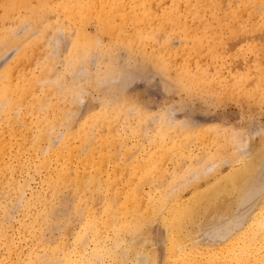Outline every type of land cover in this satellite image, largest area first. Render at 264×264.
I'll list each match as a JSON object with an SVG mask.
<instances>
[{
  "label": "rangeland",
  "instance_id": "1",
  "mask_svg": "<svg viewBox=\"0 0 264 264\" xmlns=\"http://www.w3.org/2000/svg\"><path fill=\"white\" fill-rule=\"evenodd\" d=\"M26 1L33 8L40 2ZM50 1L53 9L34 24L29 10L11 7L17 0H0V264H54L56 261L59 264L64 253L74 255L75 239L86 233L90 215L98 217H94L97 222L89 228L85 255L93 253L97 245L111 246L116 238L121 241L118 251L124 250L132 235L120 227H126L125 217H117L115 226L104 227L101 223L106 218L103 212L107 201L115 197L114 202L119 204L129 189L138 187L139 203L147 205L160 191L168 190L171 183L177 184L182 178L190 177L196 168L200 169L194 163L203 154L214 156L219 163L209 171L201 168L198 179L191 178L188 184L185 181L177 185L179 191L176 190L181 192L175 194L180 198L179 204H190L196 188L203 190L231 168H241L253 160H259L260 175L248 184L252 183L250 187L264 185V0H138L134 11L137 17L142 16L141 20L124 18L120 12L111 15L112 24L122 33L115 30L112 34L106 32L105 36L95 19L86 22L83 27L88 35L96 40L102 38H98L100 43L95 40L98 44L95 42L93 46L84 45L85 50H80L84 57L81 54L72 66L66 63V58L75 25L82 22L67 21L55 11L59 0ZM126 7L127 11L131 8L129 4ZM136 32L139 34L135 35ZM11 39L23 41L22 52L13 43L7 44ZM47 75L51 80L57 77L58 81L54 83ZM60 88L67 93L60 94ZM25 89H30V93ZM20 92L29 96L22 98ZM37 95H42L46 103L41 101V104V98L33 102ZM12 97L19 98L16 102L20 107L16 108ZM43 102L45 106L54 105H49V109L41 107L46 111H37L40 107L35 109L36 106L44 105ZM103 112L107 118H94ZM61 116L63 124L57 123ZM161 120L166 121V132L174 141L187 135L189 157L182 152L172 153L163 161L162 177L149 174L146 179L151 182L145 183L137 168L148 170L144 169L148 154L157 158L158 149L152 141L159 140L156 128ZM82 128L89 137L81 141L79 130ZM48 133L52 134L48 136ZM41 135L49 140L44 141L42 137L43 142L40 141ZM237 139L243 144L238 146ZM57 153H61L62 159ZM60 171L70 176L63 177V181ZM75 172L81 176L96 174L98 183L103 184L98 189L90 185L78 192L77 182L72 180ZM176 174L182 178L174 181ZM250 187L243 185L241 189L227 190L221 198L211 199L212 206L217 204L224 214L228 204L237 202L240 194L248 192ZM152 195L156 196L150 199ZM86 202L90 205L82 210V218L77 206L84 207ZM199 204L207 205L205 199H200ZM165 209L148 220L147 224L153 222L152 227L150 224L145 227L151 231L149 238L155 241L153 247L160 255L158 264H171L170 260L166 263L164 224L167 219L162 216L167 212ZM202 210L196 221L201 220ZM134 216H129V220ZM188 223L187 219L182 222L185 234L192 228ZM98 229L101 234L95 232ZM107 258L103 257L101 263L107 264Z\"/></svg>",
  "mask_w": 264,
  "mask_h": 264
},
{
  "label": "bare ground",
  "instance_id": "2",
  "mask_svg": "<svg viewBox=\"0 0 264 264\" xmlns=\"http://www.w3.org/2000/svg\"><path fill=\"white\" fill-rule=\"evenodd\" d=\"M26 3H27L26 0H17L16 3H14L12 6L11 5L10 6L13 7V8L24 7L27 10H29V13L32 14V18L31 19H32L34 24H38L39 21L42 18L45 17V14L48 12V10L50 11V9H53V6L51 5V1L50 0H40V2L38 4V7L40 9H37L38 7L37 8H33L34 6L30 7ZM137 3H138V0H136V1H134V0H59L57 5H56V10L55 11L61 13L63 15V17L67 21L72 22L73 24L77 23V22H75L76 20H80L82 22L81 25H75L74 34H73L74 38H73V40L71 42V49H70V52H69V54H68V56L66 58V63H68L69 66L75 65V63L78 62L81 54L83 53V52L81 53L80 50L82 48H84V45L88 44L90 46H93V43H95L98 40V38H99L98 37L97 40H96V38L94 36H90V33L88 35V33L86 32L85 28L83 27V25H85L86 22H88L89 20L91 21V19H95L96 22L98 23V28L101 31H104V35L105 36H106V32L107 33L109 32L111 34L114 33L115 30L117 32H120L119 31L120 28L117 27V26L115 27L112 24V22H111V20H113V19H111L112 13L120 12V13H122V17H124V18L128 17V18H131L133 20H141L142 16L137 17L135 15V11H134V8L137 5ZM127 4H129L131 6L129 11H127V7H126ZM4 9H6V8H4ZM146 9L147 8H145V11H146ZM8 13H10V12H8ZM143 13H144V11H143ZM28 16H29V14H28ZM50 18H51V16H50ZM126 20H128V19H126ZM64 25H66V24H64ZM120 26H121V24H120ZM122 26H123V24H122ZM36 29H38V28H36ZM120 33H122V32H120ZM133 33H134V31H133ZM27 34H29V33H27ZM101 34H103V33H101ZM138 34H139L138 32L135 33V35H138ZM91 35H93V34H91ZM113 35H115V34H113ZM132 36H133L132 38H134V34ZM9 38L10 37H8V39ZM101 38L102 37H100L99 39H101ZM105 38H107V37H105ZM123 38H124V36H123ZM194 39H195V37L192 38V40H194ZM101 41H103V39ZM141 41H142V39H141ZM97 42L100 43V40H98ZM11 43L16 45L17 46L16 48L17 49L19 48V50L22 52L23 49H22L21 45H22L23 41L14 40V39L12 40L11 39L7 44L9 45ZM140 43H142V42H140ZM199 43L201 44V42H199ZM134 45L135 44H133V46ZM96 46H98V45H96ZM83 50H85V49H82V51ZM87 50H89V49H87ZM21 52L19 53V55L16 58L20 57ZM139 52H141V49H140ZM82 55L84 57V54H82ZM153 60L154 59H152V61ZM88 64H89V62H88ZM26 66H27V64H26ZM46 69L47 68L45 67L44 71ZM44 71L42 70V72H44ZM176 71H177V69H176ZM28 73H27V75H28ZM46 73L48 74V72H46ZM109 73H110V71L107 72V74H109ZM174 73H176V72H174ZM11 75L13 76V75H15V73L11 74ZM44 75H46V74H42V76H44ZM48 75H47V77L49 78ZM172 76H174V75H172ZM16 77H14V78H16ZM39 77H40V75H39ZM31 78H34V77H31ZM51 78L54 79V80H51L49 78L53 82L54 81H58L57 77H56L57 79L53 78V77H51ZM40 79H42V78H40ZM115 79H117V78H115ZM29 80H32V79H29ZM43 80H44V78H43ZM40 81H42V80H40ZM32 82H34V81H32ZM39 82H38V85L42 84L41 82L39 84ZM48 82H49V80L46 83H48ZM34 84L31 83V85H34ZM11 85L12 84H10V86ZM24 85H26V84H24ZM31 87L29 86V88H31ZM62 88H64V86ZM62 88H60L59 90L61 91ZM46 89H47V85H46ZM16 90H18V89H16ZM13 91L15 92V90H13ZM26 91L27 92L29 91L28 93H30V89H28ZM48 92H49V90H48ZM2 93L5 94L6 90H3ZM8 93L6 94L7 96H8ZM66 93L67 92H64V93L62 91L60 92V94H62V95L63 94L65 95ZM10 94L11 93H9V95ZM24 94H22L23 95L22 98H25L26 95L29 96L27 93H24ZM78 94H76V95L78 96ZM37 96H36V98L32 97L34 99V101L32 100L33 102L38 100L37 98H41L39 100L40 102L44 101V100H42V95L38 96V97ZM11 99H14L13 102L14 101L18 102L19 98L17 99V97L16 98L12 97ZM43 99H45V98H43ZM46 99H48V97ZM23 100H25V99H23ZM73 100H75V99H73ZM7 101H9V100H7ZM20 101H21V99H20ZM17 102L15 103V105L17 104ZM44 102L46 103V101H44ZM2 103H3V101H2ZM7 103H9V102H6V104ZM45 103H44V105H41L42 104V102H41L40 106L38 104V106H36L35 109H37V107H40V110L37 109V111L41 112L42 110H45V109H41V107L43 108V106H45ZM47 103H48V100H47ZM49 103H51V101ZM18 104H17L16 108L18 106L19 107L21 106V105H18ZM55 104H57V102H55ZM12 105L15 106L14 104H12ZM35 105H37V104L35 103ZM49 105L53 106L54 104H49ZM49 105L47 104L48 107L47 106H45V107L49 109L50 108ZM11 107L12 106H10V109L13 108V107L12 108ZM33 107H35V106H33ZM52 108L53 107H51V109ZM33 110L34 109H32V111ZM10 111H12V110H10ZM127 112H128V110H127ZM7 113L8 112H6L5 114H7ZM50 114H48V115H50ZM62 115H64V114H62ZM45 116H47V115H45ZM53 116H52V118H54ZM46 118L47 117H45V119ZM61 118H62V116L59 118V120L57 118V120H58L57 123L60 122ZM94 118L95 119L96 118L104 119V118H107V115H106V113L103 112L101 114H98ZM9 119L12 120V116H10ZM65 119H67V118H65ZM163 119L167 120V121L169 120V119H165V118H163ZM55 120H56V118H55ZM41 122H42V120H41ZM55 122H53L54 125H55ZM169 122L171 124V121H169ZM139 123H140V121H139ZM172 123H173V121H172ZM60 124H63V123L60 122ZM109 124H111V123H108V125ZM165 124H166V121H163V120H161V122L159 124H157L158 126L156 128V131H157V135L159 137V140L155 139V140L152 141V142L155 143V148L158 149V152L156 153L157 158L151 157V155L148 154L147 158H146V163H145V165H147V167L144 168V169H148V170L145 171L143 169L137 168V170H140L141 174L144 176L145 183H150L151 182V180H149V179L147 180L146 179V176L149 175V174H152V175L156 174V175H158L159 178L162 177V175H161V171L163 169L162 168V164L165 163L163 161L165 159H168V156H170L174 152L186 153V150L189 148L188 147L189 142H188V144H186V141H185L188 138L187 135H184V139H182V140L174 141L173 139L169 138L170 133L166 132ZM170 124H168V125H170ZM55 126L57 127V125H55ZM142 126L143 125H141V131L143 130ZM56 127H53V128H56ZM84 128L79 130L80 131L79 133H80V136H81V139H80L81 141H82V139L85 140V139H87L89 137L87 135L88 133H86V130ZM51 129H52V127L50 128V131H51ZM12 130L14 131V129H12ZM108 130L111 132V129H108ZM177 130H178V128H177ZM44 131L45 130H43L42 132H44ZM109 131H108V133H109ZM143 132H144V130H143ZM46 134L47 133H45L44 135H46ZM49 134H52V133H48V136H50ZM42 137H43V135H41V139H40V141H42V142H43V139H44V141L47 140V139L49 140V138H46V137L44 138L43 137V139H42ZM113 137H114V135H113ZM239 137H241V136H239ZM113 140H114V138H113ZM237 140H238V144H239L238 146L243 144L242 142H240L239 139H237ZM40 141H38V142H40ZM245 141H246V139H245ZM91 142H93V141H91ZM61 143L62 142H60V144ZM111 143H112V141H111ZM61 145H63V146L65 145V140H63V143ZM90 147H91V145H90ZM46 149H47V147H46ZM82 149H84V148H82ZM79 150L81 151V149H79ZM44 151L46 152V150H44ZM144 154H146V153H144ZM57 156L60 157V159H62L61 153H57ZM187 157H189V155ZM83 159H85V158H83ZM88 160H89V158H88ZM81 161H83V160L81 159ZM81 161H80V163H82ZM192 161H194V156H193V160ZM225 161H223V162H225ZM195 162H197V160H195ZM210 162H211V164H208ZM218 163H219V160L215 159L214 156H212V158L210 156H208V155L204 157V154H203V156L200 157L198 162L194 163V165L199 166L200 169L196 168L195 170H193V172L190 173L191 174L190 177H188V178H182L181 175H179L182 178V180H179V182L177 184H175L174 182L171 183L169 185V189L168 190L163 191V192L160 191L159 195H157L158 197H156V199H154V200L151 199V197L156 196V195L150 196L151 200L149 202H151V203L148 202L147 205H143L145 202L142 203L140 201L141 203H139L140 199L138 197V192H139V188L138 187L135 188L133 191H131L132 188L129 189L128 192H126V194L124 195L123 201L121 203H119V204H118V202H114L116 199H115V197L112 196L113 199H115V200L111 199V200L107 201L108 205H106L107 207H105L106 209L103 212V213H105L106 218L105 219L103 218V221L101 223L103 224L104 227H110L111 225L115 226V225H117V222H118V221L116 222V218L117 217H125V221H124L123 224L127 228L124 227V226H120V227H123V228L127 229L126 231L129 230L130 233L132 234L131 235V239L130 240L128 239V241H127L128 244H126L125 249L124 250L121 249L122 251H118V248H119V245H120L119 242H121V241H118L117 238L114 240V238H113L114 242L111 243L112 244L111 246H105V244H103V245L100 244L101 246L97 245L95 247V250H94L93 253H91L88 256L85 255L87 246L89 245L88 242H87V238H86L88 232H90V230H91L89 228L90 227L92 228L91 224H95L97 222V220H94V217H98V216H93V215L91 216L89 214L90 216H87V217H90V219H87V220L89 221V223H90L89 225L90 226L88 227V225H87L86 227L88 229H87V231H85L86 233H83V235L80 234L75 239L77 241L75 242L74 255H72L70 253H64V255H62L63 259L62 260H58V261H60V263L63 262V264H102L101 260L103 259V257L104 258L108 257L107 258L108 259L107 264H158V257H160V255L158 254V251H156V249L153 247L154 246L153 243L155 241L153 239L149 238V233L151 231L149 232V229L148 230L146 229V228H148V227H146V225L150 224L151 221L148 224H147V222L152 216L158 215L157 213H159L162 209L164 211V209L167 208V209H165L167 211L166 214H164V215L162 214V216L167 219L166 223L164 224V225H166L165 226V236L164 237L166 238L165 241H167L166 250H165L166 261H167L166 263H168V261L170 260L171 264H264V185L259 186V187L256 186V185H253L254 187H250L252 185V183L248 184V182L250 180H252V181L254 180L255 181L256 179L259 178V175H260L259 174V170H260L259 168H261L259 160L258 161L257 160L256 161L253 160L251 162H248L247 165H244L241 168H237V169L231 168L228 173L220 176V178L216 179L213 183L209 184L208 186L205 185L203 187V190L199 189V188L197 190V188H196V191L193 193V196L190 199V204H187V203L179 204L180 203V198L177 195H176L177 197L175 196V194H177L178 191H179L177 189V187H178L177 185L180 184V186H181V184L183 182H185V181L188 184V181H190L191 178L194 179L195 177L197 178L198 176H200L201 168L203 169V171H207V170L209 171V170L213 169V167L215 165H217ZM262 163H264V156H263ZM94 164H97V163H94ZM84 166L85 165H83V167ZM127 166L130 167L131 165H127ZM143 166H144V164H143ZM77 167H79V166H77ZM182 167L183 166H181V168ZM248 168H250V169L248 170ZM75 169L76 168H74V170ZM175 169H177V168L175 167ZM188 170H187V172H188ZM82 171H84V170H82ZM181 171H182V169H181ZM77 172L74 173V177L72 178V180H75L77 182L78 192H82L84 189L89 188L90 185H93L95 187V189H98V188H100L99 186L101 184H103L101 182L98 183L99 181H97V179L95 178L96 174L93 177L92 176H86V174H85V176H83L84 174H82V176H81ZM97 172H98V170H97ZM175 173H177V172H175ZM61 174H62V178L63 177L67 178L66 176H70V175H68L69 173H66V172L64 173L63 171L62 172L60 171V177H61ZM70 174L73 175L72 172H70ZM178 174H179V172H178ZM180 177H178V175H177L175 177L174 181L178 180ZM196 178H195V180H196ZM63 181H64V178H63ZM103 182H104V180H103ZM222 182H223V184H222ZM243 185H244V187L245 186H249L250 187L248 192L242 193V195L240 194V198L238 199L237 202H233L232 204H228L229 207H227L225 209L226 212L224 214H222V212H220L217 204L212 206V202H211L212 198H215L217 200V199L221 198V196H223L222 194H224L225 191H227V190H236L238 188L241 189ZM114 186L115 185L113 184V187ZM154 190L155 189H153L152 192ZM180 193H178V195ZM111 194L113 195V193H111ZM140 196L142 197L143 195H140ZM118 197H120V196L118 195ZM109 198H110V196H109ZM147 198H148V196H147ZM102 199H103V196H102ZM200 199H205L207 205L206 206L200 205L199 204ZM181 202H183V201H181ZM93 203L96 204V202H93ZM93 203H92V205H93ZM87 205L88 204L86 202V206L81 207L83 209H81V208H79V206H77L78 207V211H77L78 215L82 214V210L84 211V209L87 207ZM89 205H88V207H89ZM129 205H131V206H129ZM199 205L201 206L200 208H199ZM95 206H97V205H94V207ZM94 207H92V208H94ZM201 209L204 210V211L202 210V212H201L203 215L201 214L202 216H200V217H202V218H201V220L196 218V219H198V221H196L195 217L197 215H200V210ZM71 211H72V209H71ZM54 213H55V211H54ZM92 213H93V211L91 212V214ZM83 215H84V213L82 214V216ZM96 215H98V214L96 213ZM132 215H135L134 218L129 220V216H132ZM159 216H160V214H159ZM160 217H158V218H160ZM82 218H84V216ZM156 218L157 217H155V219ZM166 219H164V220H166ZM186 219L189 220V223L192 225V228L188 232L185 231L186 232V234H185L183 232L184 226L182 225V222L184 220H186ZM152 221H154V220H152ZM83 223L85 224V223H87V221L83 222ZM151 225L152 226L154 225L153 222L150 225H148V226L152 227ZM81 227H82V225H81ZM95 232L98 233L99 229L97 231H95ZM137 232H139L138 234H140L139 237L136 236ZM99 234H101V232H99ZM133 234L136 237L133 236ZM142 236H143V238H142ZM97 238L98 237L96 236V240H97ZM106 245H107V243H106ZM68 249L66 251H68ZM119 252H121V253H119ZM57 253H59V252L57 251ZM56 254H54V255H56ZM32 261H35V259H33Z\"/></svg>",
  "mask_w": 264,
  "mask_h": 264
}]
</instances>
